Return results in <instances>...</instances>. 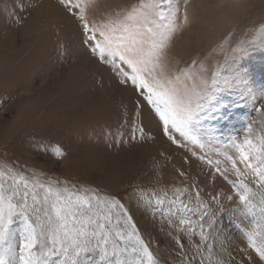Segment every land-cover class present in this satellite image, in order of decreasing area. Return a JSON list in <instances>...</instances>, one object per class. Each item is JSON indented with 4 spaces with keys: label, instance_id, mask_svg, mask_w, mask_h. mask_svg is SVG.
I'll return each mask as SVG.
<instances>
[{
    "label": "rangeland",
    "instance_id": "rangeland-1",
    "mask_svg": "<svg viewBox=\"0 0 264 264\" xmlns=\"http://www.w3.org/2000/svg\"><path fill=\"white\" fill-rule=\"evenodd\" d=\"M79 2L87 3L92 25L135 43L148 66L166 57L180 77L175 87L197 83L211 101L186 136L170 133L173 143L139 89L121 83L124 69L99 60L67 0H0V185L8 197L27 183L39 202L29 213L37 239L30 257L22 247L27 226L15 218L10 229L16 264L21 255L44 260L39 242L52 235L57 194L77 210L85 200L98 205L85 220L96 221L99 211L106 224L110 215V261L264 264V183L253 171L264 165V0ZM203 204L216 212V224L202 237ZM74 261L98 264L99 253L76 257L70 250L49 264Z\"/></svg>",
    "mask_w": 264,
    "mask_h": 264
},
{
    "label": "snow or ice",
    "instance_id": "snow-or-ice-1",
    "mask_svg": "<svg viewBox=\"0 0 264 264\" xmlns=\"http://www.w3.org/2000/svg\"><path fill=\"white\" fill-rule=\"evenodd\" d=\"M65 7L72 15L79 13L82 29L87 36L86 42L91 43L92 49L98 53L99 60L110 65L118 72L124 69L122 74L125 79L121 83L130 84L133 90L139 89L140 96L145 104L152 106L150 114L153 118L158 117V123L162 122L161 130L167 135L168 139L173 143H177L176 138L170 134L173 131L179 133L181 137L186 136L193 124L201 118L200 114L205 108V102L211 101V97L205 95V89L197 83H185L183 87H175L180 77L172 75L166 57L161 56L158 63L148 66L135 43H124L118 38V34L107 32L92 25L86 14L88 10L87 3H81L79 0H76V2L67 0ZM154 7L159 14L162 10V2L156 3ZM73 9H76V12H73ZM158 18L163 17L158 15ZM144 23L150 24L151 21L145 16ZM172 31L173 29L170 26L169 32ZM146 34H151L150 27L147 28ZM161 81L164 83L161 84ZM164 85L168 86L165 87ZM140 132L143 133V126L140 128ZM133 138H135V129L133 130ZM193 142L195 143V141ZM247 159L248 157L245 156L244 160L247 161ZM249 166L251 167V165ZM253 171L256 173L257 179L264 183V165H261L259 169H253ZM23 188V191L13 189L11 194L5 197L3 186L0 185V264H16L13 259L14 249L9 242L10 229L15 223V218H19L27 226L22 247L28 250V257L31 256V249L37 247L36 230L32 226L29 213L30 211L36 212L39 210L36 207L39 202L35 193H29L27 183H24ZM17 195L20 199L13 203L12 200ZM30 195L33 201L32 206L28 204ZM50 195H52V192L51 189H48V194L43 198L44 202L48 201ZM240 199L244 201L247 200V197L241 196ZM51 207L55 210L56 220L51 228V237L39 242L40 248L43 250L44 260L37 261L36 264H49V259L57 256L68 258L70 250L76 257L98 252V264H105L106 261L108 264H122V261L119 260L110 261L107 248L104 247L108 244L107 237L111 234L110 215L103 216V219L107 222L106 224L98 222L101 215L99 211L94 213L97 217L96 221H93L91 216H88L87 220L84 219L86 214L93 212V208H98V205L94 206L90 201L85 200L80 205L82 210H77L71 206L70 199L61 203L57 194V201ZM119 207L122 208L123 206L119 205ZM202 208L204 210L200 213L197 224L202 230L201 235L203 237V229L207 228L215 231L216 212L208 204H203ZM49 221H52L51 216H49ZM70 222L79 226L69 229ZM180 223L191 224V221L182 219ZM58 232L64 233L63 238L58 239ZM72 233L74 235L71 239H68ZM40 235L43 236L44 233L42 232ZM115 235L121 240L125 239V233L121 231H117ZM132 239V235L128 234L127 240L131 241ZM138 243L141 245L140 251L145 253L151 261L152 256L148 246L142 240H139ZM66 244L67 246H65ZM126 250L127 248L124 249V251ZM132 250L133 252L137 251L136 248ZM258 251L261 258L264 259V249H258ZM6 256L8 257L7 260L5 259ZM116 256L117 252L114 246L112 257ZM19 260L21 264H33L32 260L23 255L19 257ZM73 264H75V261Z\"/></svg>",
    "mask_w": 264,
    "mask_h": 264
},
{
    "label": "bare ground",
    "instance_id": "bare-ground-1",
    "mask_svg": "<svg viewBox=\"0 0 264 264\" xmlns=\"http://www.w3.org/2000/svg\"><path fill=\"white\" fill-rule=\"evenodd\" d=\"M48 9L50 10L51 8L50 7H48ZM48 9H46L47 11H49ZM125 96V95H124ZM129 98H131V96H128V97H126L125 98V100H128ZM148 117V116H147ZM149 124V121H148V123H147V125ZM151 131V130H150ZM158 139H161L162 140V138H158ZM161 140H159V141H161ZM164 143H165V141H164ZM167 144V143H166ZM165 144V145H166ZM168 144H169V142H168ZM161 145V144H160ZM164 146V145H163ZM160 147V146H159ZM167 147H168V145H167ZM170 152V151H169ZM170 155V154H169ZM161 156V155H160ZM155 172V171H154ZM159 173V172H158Z\"/></svg>",
    "mask_w": 264,
    "mask_h": 264
}]
</instances>
